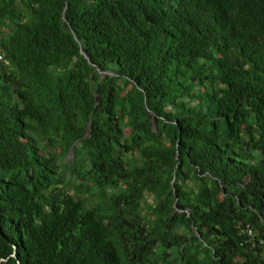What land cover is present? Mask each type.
Returning a JSON list of instances; mask_svg holds the SVG:
<instances>
[{"label":"trees","instance_id":"trees-1","mask_svg":"<svg viewBox=\"0 0 264 264\" xmlns=\"http://www.w3.org/2000/svg\"><path fill=\"white\" fill-rule=\"evenodd\" d=\"M0 57V264H264V0H0Z\"/></svg>","mask_w":264,"mask_h":264},{"label":"water","instance_id":"water-1","mask_svg":"<svg viewBox=\"0 0 264 264\" xmlns=\"http://www.w3.org/2000/svg\"><path fill=\"white\" fill-rule=\"evenodd\" d=\"M64 20L66 21V19L64 18ZM88 60H89V58L87 57V55H86V53L84 52V51H82L81 52ZM102 74V73H101ZM73 149L71 150V153H70V155H72L73 156Z\"/></svg>","mask_w":264,"mask_h":264},{"label":"rangeland","instance_id":"rangeland-1","mask_svg":"<svg viewBox=\"0 0 264 264\" xmlns=\"http://www.w3.org/2000/svg\"><path fill=\"white\" fill-rule=\"evenodd\" d=\"M73 158H74V156H72V155H69V157H68L67 161H72V160H73Z\"/></svg>","mask_w":264,"mask_h":264},{"label":"built area","instance_id":"built-area-1","mask_svg":"<svg viewBox=\"0 0 264 264\" xmlns=\"http://www.w3.org/2000/svg\"><path fill=\"white\" fill-rule=\"evenodd\" d=\"M0 59H2V58L0 57Z\"/></svg>","mask_w":264,"mask_h":264}]
</instances>
